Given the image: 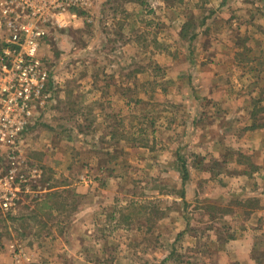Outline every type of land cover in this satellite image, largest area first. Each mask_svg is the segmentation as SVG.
<instances>
[{
	"label": "rangeland",
	"instance_id": "374dc122",
	"mask_svg": "<svg viewBox=\"0 0 264 264\" xmlns=\"http://www.w3.org/2000/svg\"><path fill=\"white\" fill-rule=\"evenodd\" d=\"M77 11L42 42L51 96L19 142L42 176L0 209V264H223L245 242L264 264V0Z\"/></svg>",
	"mask_w": 264,
	"mask_h": 264
},
{
	"label": "built area",
	"instance_id": "2783aa9c",
	"mask_svg": "<svg viewBox=\"0 0 264 264\" xmlns=\"http://www.w3.org/2000/svg\"><path fill=\"white\" fill-rule=\"evenodd\" d=\"M89 0H0V209L8 212L32 192L41 168L21 157L22 133L39 98L51 95V72L40 54L52 28L70 25ZM76 9V10H75ZM47 94V95H46ZM50 98V97H49ZM7 148L12 149L9 153Z\"/></svg>",
	"mask_w": 264,
	"mask_h": 264
},
{
	"label": "crops",
	"instance_id": "0c3cea01",
	"mask_svg": "<svg viewBox=\"0 0 264 264\" xmlns=\"http://www.w3.org/2000/svg\"><path fill=\"white\" fill-rule=\"evenodd\" d=\"M262 190H264V188ZM261 220H264V209L261 210V212H259V221ZM262 236H264V226H259V238H261ZM244 237L245 236L243 235L242 239ZM223 252L226 255L225 257L226 261L223 264H226V263L232 264L233 262H237V261L247 264L250 259L249 254L251 253V249H249L248 243L245 242V245L243 246L239 245L237 248L229 247V248H226Z\"/></svg>",
	"mask_w": 264,
	"mask_h": 264
},
{
	"label": "trees",
	"instance_id": "16d2710c",
	"mask_svg": "<svg viewBox=\"0 0 264 264\" xmlns=\"http://www.w3.org/2000/svg\"><path fill=\"white\" fill-rule=\"evenodd\" d=\"M195 36V35H194ZM261 110V109H260ZM262 125H264V123H262L261 125L259 124V126H262ZM253 127H255L254 125H253ZM185 165V164H184ZM183 173H184V175H183V180L184 181H186L187 179H189V177H190V174H189V171H188V169H187V167H186V165H185V171H183ZM59 193H57V195H58ZM56 195V196H57ZM182 197L184 198L185 197V192L184 191H182ZM211 208H215V206L214 205H212L211 206ZM154 209V207H152V210ZM151 210V209H150ZM224 211V210H223ZM225 211H230L229 209H225ZM222 216H224V217H226L227 215H225V213H223V215ZM174 254H175V252H171L169 255H168V257H166L163 261H161L159 264H168V261L171 259V257L172 256H174Z\"/></svg>",
	"mask_w": 264,
	"mask_h": 264
}]
</instances>
